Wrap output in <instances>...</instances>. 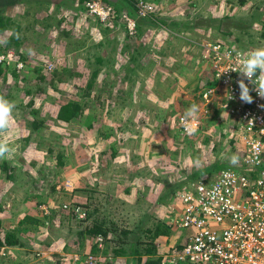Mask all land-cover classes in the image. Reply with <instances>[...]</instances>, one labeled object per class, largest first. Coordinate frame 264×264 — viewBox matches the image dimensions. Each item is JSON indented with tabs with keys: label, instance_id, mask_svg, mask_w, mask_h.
I'll use <instances>...</instances> for the list:
<instances>
[{
	"label": "rangeland",
	"instance_id": "rangeland-1",
	"mask_svg": "<svg viewBox=\"0 0 264 264\" xmlns=\"http://www.w3.org/2000/svg\"><path fill=\"white\" fill-rule=\"evenodd\" d=\"M103 2L120 10L145 2L152 12L134 35L127 33L118 9L112 22L86 15L78 3L71 9L65 0L59 9L26 4L0 12L11 18L0 29V51H13L17 60L0 66V96L16 105L11 127L0 133L12 149L0 159V237L3 241L14 232L18 238L16 250L11 244L7 256L0 254V264H86L90 255L98 264H149L157 258L166 264L169 248L182 242L180 231L170 225L174 193L205 179L215 164H230L235 154L203 44L209 38L246 50L264 46V0ZM183 18L188 25L176 26ZM223 19L233 30L224 38L212 37ZM170 25L178 30V42L192 44L185 72L177 65L178 73L168 70L166 60L160 79L129 81L141 89L125 90L119 74L107 72L111 61L106 65L104 58L111 44L110 68L120 69L127 56L112 38L129 46L128 41L140 43L147 35L154 58L157 47L172 42ZM144 68L155 76L156 67ZM69 102L81 105L82 112L65 121L58 111ZM193 103L202 127L187 137L177 122ZM26 216L35 220L24 221ZM98 225L106 232L103 241L90 233ZM159 231L165 233L153 235Z\"/></svg>",
	"mask_w": 264,
	"mask_h": 264
},
{
	"label": "built area",
	"instance_id": "built-area-1",
	"mask_svg": "<svg viewBox=\"0 0 264 264\" xmlns=\"http://www.w3.org/2000/svg\"><path fill=\"white\" fill-rule=\"evenodd\" d=\"M81 5L85 14L95 20L112 22L117 16V7L111 2L85 0ZM151 12L150 4L140 2L131 9L120 10L118 15L128 34L134 35L141 19ZM203 47L217 82L214 89L220 94V109L229 117L231 139L241 151V160L238 166L230 165L215 177L207 176L174 193L175 205H170V210L175 218L170 225L180 231L182 242L169 248L165 262L264 264V99L251 91L253 102H242L237 83L239 74L230 71L239 67L237 53L248 50L217 40L208 41ZM13 57V52L0 51V65L10 63ZM23 66V62L17 64L19 68ZM52 67L50 64L49 68ZM182 117L177 122L182 134L196 135L202 121L198 118L192 125V134H187ZM63 207L67 209L66 204ZM101 235L99 241L104 240ZM8 249L7 245L0 247V254L7 256ZM85 263L98 264L92 255Z\"/></svg>",
	"mask_w": 264,
	"mask_h": 264
},
{
	"label": "crops",
	"instance_id": "crops-1",
	"mask_svg": "<svg viewBox=\"0 0 264 264\" xmlns=\"http://www.w3.org/2000/svg\"><path fill=\"white\" fill-rule=\"evenodd\" d=\"M65 1H69L68 5L71 6V9H73V8L77 9L78 8V6H77V3L79 2L78 0H65ZM61 2H64V0H60L59 2L57 0H51V2L50 1L44 2V0H33V1L32 0H30V1L29 0H0V9L1 8L7 9L8 12H10L11 9L14 11H17L16 8L22 7L23 5H26V4H31L34 7H36L37 4H39V5L45 4V6H49L51 4V9H53V6H57V8L59 9L60 8L59 4ZM70 2H72V3L70 4ZM118 4H120L124 8L127 7V6H125L126 4L123 1H119ZM131 8H132V6H130V8H128V9H131ZM32 9H33V7H32ZM243 9H245V8H243ZM230 11H232V12L234 11L233 13L236 12V10H230ZM224 13L227 14L226 12H223V14H221V15H224ZM14 15L18 16V13L16 12ZM175 19H177V16H175ZM184 20L185 19L183 18L182 22L185 25H188L187 21H184ZM233 24L235 25V23H233ZM44 26H46V27H43L44 31L49 29V27H47L46 24ZM147 26L151 27V28L153 27V26H151L150 23H148ZM236 26H238V25H236ZM173 27L174 26H171V25L169 26L170 34H169V36H167L168 38L172 39L171 44L167 42L168 46H166L165 48L157 47L155 49V53H153L154 58H151L149 50L147 49L148 46H150V44H151L150 43L151 40H147V35L143 36V42H140V43H136V42L131 43L132 41L131 42L128 41L129 46H126V42L124 40H122V38L118 39V40L116 38H112L113 39L112 41H114V45L117 46V49L121 50L122 52L126 51L127 56L123 58V63L120 64V67H121L120 69L115 70V68H110V66L113 65L112 55H115L114 51L112 52V50L114 49L113 44H111V47H109L107 50L108 51L107 54L109 55V57L104 58L106 61V65H107L108 61H111L109 63L110 65L106 66V67H108L107 72L109 74H119L117 80L120 82H122V81L124 82V87H126L125 90L130 86L131 92H135L134 90L131 89V87L134 88L135 90L137 88H140V87L137 83L134 86L129 85V81H137L138 79H142L143 81L147 80L148 81L147 83L150 84V82H153L154 80L160 79L161 75L159 73H164V65H166V63H165L166 60L167 61L170 60V63H167V65L169 66L168 70L178 73V69L176 67L180 66V67H184L182 69H184V72H185V70L187 69V65L189 64L188 58L192 57L190 54V52H192V49H193L192 44L188 43L187 41L184 42L185 43L184 45L182 43L178 42L176 39L177 38L176 35L178 34V30L176 29V27L175 28H173ZM52 29L54 31H56L57 26H54ZM231 30H233V29L227 27L226 22L223 19L221 22H218V29L214 30L210 35L212 37L213 36H220V38H224L225 35L223 33L230 32ZM121 33H122V37H124V38L127 37L126 31L124 28L121 30ZM138 33L140 34L142 32L138 31ZM184 33H185V35L187 34V32H184ZM149 34L150 35L152 34V37L156 36V33H154V32L149 33ZM237 34L239 35L238 32H235V35H237ZM208 40H210V39L208 38ZM216 40H218V39H216ZM219 41H221V40L219 39ZM226 42L229 44L235 43V44L239 45V47H241L240 44L236 43L235 41H233L231 39H226ZM184 49H185V52H184ZM96 59L101 61V59L100 58L98 59V57ZM147 60L149 61V63L144 64V61H147ZM192 60L190 62L191 64H192ZM144 65H149L151 68L150 71L152 69H155V67H156L157 72H156V74L154 73L155 76H153L152 73L147 72L146 71L147 68H144ZM175 65H177V66L175 67ZM175 68H176V70H175ZM210 72L212 75L211 69H210ZM174 74H176V73H174ZM215 84H216V82L212 78L211 86H214ZM15 245L16 244H12V251L14 249L16 250Z\"/></svg>",
	"mask_w": 264,
	"mask_h": 264
},
{
	"label": "clouds",
	"instance_id": "clouds-1",
	"mask_svg": "<svg viewBox=\"0 0 264 264\" xmlns=\"http://www.w3.org/2000/svg\"><path fill=\"white\" fill-rule=\"evenodd\" d=\"M78 4L81 5V3ZM2 53L7 54L8 52L4 51ZM14 57L13 60L10 61V63L17 62V60H15ZM19 62H23V61H19ZM236 62L239 65V67L230 71L237 72L239 74L240 78L237 81V83L240 90V96H239L240 100L244 103L251 104L253 102V97L252 95H250L251 91H255L260 98L264 99V46L250 49L247 52L237 53ZM257 73H259L258 76L256 75ZM214 81L216 82L215 79ZM250 84L253 85V88L251 89L249 87ZM213 87L215 88L216 84ZM15 107L16 105L14 102L6 99L4 96H0V133L6 132L11 127L12 121L14 119ZM198 113H199V106L195 103H193L188 109L185 110L184 115L182 117V121L185 126V131L187 134H192L193 132L192 125L198 121ZM233 143L235 144V142ZM235 148H237L240 151L239 147L236 144H235ZM11 150L12 149L10 148L9 144L5 140L0 139V159L5 158L6 155L11 152ZM240 160L241 158H239L238 155L233 154L229 158V163L232 166H238Z\"/></svg>",
	"mask_w": 264,
	"mask_h": 264
},
{
	"label": "trees",
	"instance_id": "trees-1",
	"mask_svg": "<svg viewBox=\"0 0 264 264\" xmlns=\"http://www.w3.org/2000/svg\"><path fill=\"white\" fill-rule=\"evenodd\" d=\"M30 1V0H29ZM33 1V0H32ZM117 9L119 10V8L117 7ZM4 11V8H1L0 9V12L3 13ZM7 20H11L10 17H5V16H0V29L4 30L6 27H7ZM176 24V26L180 27L179 24H182L184 26H186L183 22H174ZM128 33V31H127ZM264 34V33H263ZM14 36V35H13ZM12 36V38H13ZM13 40V39H12ZM17 43V42H16ZM219 109V108H218ZM220 110V109H219ZM82 112V106L77 104V103H74V102H69L67 104H64L60 107L59 111H58V117L60 119H63L65 121H70L71 119H74V118H78V116H80ZM233 153L235 154H238L239 158H241V151H239L237 148H235L233 150ZM216 165V166H215ZM214 167H211L208 168V176L212 177L213 174V171H221L222 169H225L227 167H229L231 164H228L227 162L226 163H223V164H215ZM216 175H214L213 177H215ZM34 221L35 219L34 218H31L29 216H26L25 217V220L24 221ZM161 227V224H158L156 229H160ZM91 234H103L104 236H106V232L102 229L101 226H96V228L92 229L90 231ZM159 233H165V231H159L158 233H154L153 235L156 236L158 235ZM1 237H0V247H3L2 245H11V244H16L18 243V238L17 236L15 235L14 232L12 233H8L6 234V238L2 241ZM4 245V246H5ZM106 252V251H105ZM153 254V253H151ZM147 261V260H146ZM148 263L149 264H160V258H157V259H148Z\"/></svg>",
	"mask_w": 264,
	"mask_h": 264
}]
</instances>
